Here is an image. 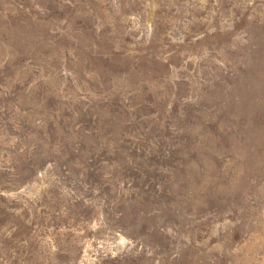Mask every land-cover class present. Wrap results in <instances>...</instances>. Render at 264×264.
I'll return each mask as SVG.
<instances>
[{
	"label": "rangeland",
	"instance_id": "rangeland-1",
	"mask_svg": "<svg viewBox=\"0 0 264 264\" xmlns=\"http://www.w3.org/2000/svg\"><path fill=\"white\" fill-rule=\"evenodd\" d=\"M0 264H264V0H0Z\"/></svg>",
	"mask_w": 264,
	"mask_h": 264
}]
</instances>
